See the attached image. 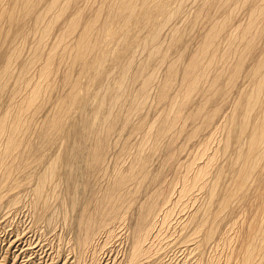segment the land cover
<instances>
[{
  "label": "bare ground",
  "instance_id": "1",
  "mask_svg": "<svg viewBox=\"0 0 264 264\" xmlns=\"http://www.w3.org/2000/svg\"><path fill=\"white\" fill-rule=\"evenodd\" d=\"M79 1L0 0V208L77 264H264V0Z\"/></svg>",
  "mask_w": 264,
  "mask_h": 264
},
{
  "label": "rangeland",
  "instance_id": "2",
  "mask_svg": "<svg viewBox=\"0 0 264 264\" xmlns=\"http://www.w3.org/2000/svg\"><path fill=\"white\" fill-rule=\"evenodd\" d=\"M98 1L99 0H80L79 5L82 7L85 6V8H87V7L92 8L93 7L92 4L95 3L94 5H96V3H98ZM193 1L192 2L188 1L189 3H186L184 5L185 8L183 9L184 11L182 13L184 15L180 14V16L178 15L175 19L173 18L171 20L172 23H170L171 26L173 25V27H179V28H182V27L186 28L188 26V25L185 26L186 24L184 25L183 23H186L185 21L187 19L191 18V14L195 8V5L198 3L199 0H193ZM89 4H91V6ZM235 6H234V4L231 5V8H234V7H235V9L238 8V10H237L238 12L236 14V18L234 20L235 22H234L233 26H236L240 23H243L245 21V14H246L245 13L246 10H243V9L241 10L239 7H237V5H235ZM190 10H191V12H190ZM215 16H216V14L211 15L212 21L214 19H219L218 18L219 16L221 18L222 15L217 14V16H216L217 18ZM177 18H178V20H176ZM200 22L201 23L198 24L200 27L207 26V24H208L207 21H204V20L200 21ZM189 27H190V25H189ZM200 27L198 29L197 28L196 29L199 31L201 29ZM186 29H187V34H188L192 28L190 27V29L189 28H186ZM197 30L192 29L193 33H192V35L190 34V36H193V35L195 36V34L198 32ZM194 31H197V32L194 33ZM187 36L189 37V34ZM54 84H55L54 89L50 93V97H51L50 101L51 102H55L56 101L55 99H57V97L64 92L63 90H65V88L63 89L61 86H59L60 85L59 81H58V83L54 82ZM52 100H54V101H52ZM8 101H7V99H3V101L0 103V118L2 117L3 113L6 112V110L10 108V106L12 104V102L9 101V104H10L9 105ZM50 108L52 109L50 104L43 108V110L40 112V114H38L37 117L34 118L35 124L39 125L40 122H42V120L44 119V117L49 116L48 114L50 113L49 112ZM59 145H60V143L57 142L54 145V147H52V149L50 151L49 150L44 151V156H45V159L47 161V162L45 161V164L50 162L49 158L52 157L51 155L54 154V152L56 153V151H58ZM55 147H56V149H55ZM46 156L48 158H46ZM111 163L112 162H110V164ZM24 192L25 191H23L22 193L24 194ZM3 205H5V206H2L0 208V264H77V262L76 263L74 262V260H73L74 258H72V255L71 254L68 255L65 252L68 248V246H67L68 241H66V240L68 239L69 235L66 234L67 233L66 231L64 232L62 230L61 225L59 227V224H57V226L55 228V232H53V234L49 233V231H47L45 228L43 229V227H41V226H38L36 229L33 226H31L30 215H29L28 211L26 210L25 206L20 205L19 206L20 208L18 207L19 210H16V208L15 209L6 208V203L5 204L3 203ZM6 210H7V212H6ZM12 211L14 212V214ZM8 213H10V214H8ZM8 215H9V217H8ZM14 216H15V218H14ZM25 230H26V232H25ZM16 231H18V232H16ZM61 231H63V233ZM54 234H57V235H59V237H62V238L55 237ZM59 249H61V253H60ZM55 252L56 253L59 252L58 253V254H60L59 259L54 258L53 254H55ZM111 255H112V258H114L116 256V255H113V253H111ZM117 258L118 257L115 258V261L110 260L107 264L119 263L121 258H118V259ZM51 259H53V261ZM65 259H67V260H65ZM88 260H89V258H88ZM88 260H86L87 263L85 262L84 264H89L90 261H88ZM184 264H186V263H184Z\"/></svg>",
  "mask_w": 264,
  "mask_h": 264
}]
</instances>
